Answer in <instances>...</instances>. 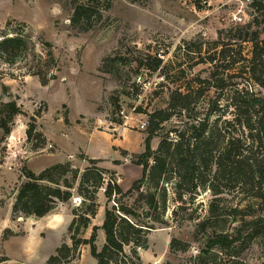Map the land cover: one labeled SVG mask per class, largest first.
Here are the masks:
<instances>
[{"label": "rangeland", "instance_id": "rangeland-1", "mask_svg": "<svg viewBox=\"0 0 264 264\" xmlns=\"http://www.w3.org/2000/svg\"><path fill=\"white\" fill-rule=\"evenodd\" d=\"M251 2L111 0V9L105 13L103 22L87 33H80L71 26L69 0H0V29H5L10 22L14 27L24 23L35 40L42 39L53 45L57 59V69L53 70L57 79L46 87L38 77L28 75L25 62L7 65L0 61V105L16 100L22 107V114L15 117L12 132L7 136L14 139L11 150L3 144L7 143V139L3 141V132L0 134V165L3 166L0 168V257H8L2 264H46L58 247L71 244L68 226L73 206L80 203L77 196L66 204H59L43 219H12L8 208L11 209L17 190L25 181L24 171L38 174L67 160L73 169L82 173L91 166L89 158H102L105 160L98 166L116 169L118 184L128 190L141 170L132 165L115 167L114 160L121 155L111 149L109 135H119L120 130L112 129L126 128V134L119 138L122 146L142 149L143 153L148 115L167 108L173 91L203 88L206 95L213 97L216 89L205 81L211 79L215 69L207 59L228 43L231 29L244 27L259 15L251 8ZM260 36L264 40V31ZM43 49L37 45L38 52ZM233 49L249 57L251 44L237 42ZM155 59L162 61L157 70H154ZM122 110L128 119L121 116ZM37 112H41V117L36 119L37 129L48 135L39 149L26 136L31 117ZM114 121L121 122L123 127ZM142 122L147 124L144 130L140 129ZM177 122L172 120L165 127L170 129ZM159 141L160 138L153 139L154 150ZM13 152L18 153L17 158L12 156ZM71 154L75 157L68 160ZM109 177L106 176V181ZM135 197L128 200L130 205L134 204ZM208 198L205 196V201ZM98 202L102 218L97 217L95 225L104 221L107 204L104 188L98 194ZM177 206L170 200L166 216L169 227L153 230L149 248L139 251L142 264H195L193 259L206 241L202 235L195 238V224L185 220L186 210L172 213ZM4 229L20 238L3 243ZM172 239L188 243V250H171ZM104 242L103 238L97 243L99 249ZM72 264H96V260L87 248L83 259L80 256ZM208 264H264V249L255 242L238 263H230L221 255Z\"/></svg>", "mask_w": 264, "mask_h": 264}, {"label": "trees", "instance_id": "trees-1", "mask_svg": "<svg viewBox=\"0 0 264 264\" xmlns=\"http://www.w3.org/2000/svg\"><path fill=\"white\" fill-rule=\"evenodd\" d=\"M69 1L71 26L80 33L101 24L111 9V0ZM251 8L259 15L246 26L231 29L228 43L207 59L215 71L205 82L216 89L215 95H206L201 87L198 91L176 90L167 108L148 115L145 150L130 159L142 168V175L127 191L118 184L117 173L99 167L102 161L97 159H88L91 166L82 173L70 162L39 174L24 171L25 181L12 205V219H42L59 204L80 198L79 205L71 210V244L63 243L46 264H72L85 246L96 264H142L139 251L149 248L151 232L169 227L166 216L172 199L178 205L172 213L186 210L185 220L195 224V238L202 235L206 241L193 259L195 264H208L221 255L230 263H238L255 242L264 249V40L260 36L264 31V0H252ZM18 26L10 22L0 29V61L7 65L25 62L28 75L38 77L46 87L57 79L53 74L57 69L54 47L42 39L35 40L24 23ZM237 42L251 44L249 57L233 49ZM38 44L44 48L42 52H38ZM199 53L203 54L202 47ZM154 64V70L159 69L161 59H155ZM21 114L16 100L0 105L4 140L12 132L11 123ZM39 117L41 112L35 113L26 130L28 142L35 141V149L45 144V136L37 129ZM175 119L179 124L167 129L165 124ZM155 138L160 141L154 150ZM122 154L128 156L126 151ZM106 176H110L108 181ZM103 188L107 197L104 221L101 227L92 226L101 207L98 194ZM134 195L130 205L128 200ZM205 196L209 197L206 201ZM90 227L91 236L86 238ZM100 229L105 234L101 249L97 245ZM14 235L7 229L3 238ZM188 248V243L178 239L170 243L171 250L186 252ZM7 260L2 257L0 263Z\"/></svg>", "mask_w": 264, "mask_h": 264}, {"label": "crops", "instance_id": "crops-1", "mask_svg": "<svg viewBox=\"0 0 264 264\" xmlns=\"http://www.w3.org/2000/svg\"><path fill=\"white\" fill-rule=\"evenodd\" d=\"M120 127H123V126H121L120 125ZM114 132H118L117 130H120L119 132V135H115V134H113V135H109V143H110V146H111V149L114 151V152H116V153H119L120 155H121V157L119 158V159H115L114 160V163H115V161H119L120 162V165H116V164H114L115 165V167H121V166H124V165H132L133 167H138L139 168V170H141V174H140V176L139 177H137L135 180H137V179H139L140 177H141V175H142V168L140 167V166H137V165H134V164H132L131 163V156L133 155V154H141L142 153V149H140V150H133L130 146H122V143H120L121 141L119 140V138L121 139L122 137H121V135H125L126 134V128H122V130L121 129H112ZM0 134H2V130L0 129ZM95 133H93L92 135H91V137L94 135ZM44 136H48V135H44ZM47 139H48V141H49V137H47ZM145 139V138H144ZM144 141V140H143ZM50 142V141H49ZM153 142V141H152ZM122 151H126L127 153H128V156L127 157H125L123 154H122ZM87 155V154H86ZM74 157H75V155H73V154H71V155H68L67 156V159L69 160L70 158H72V159H74ZM89 159H94V158H89ZM97 160H101V161H103V160H105V159H102V158H100V159H97ZM67 160H65V162H66ZM64 162V163H65ZM123 162H124V164H123ZM3 167V166H2ZM1 167V165H0V168H2ZM109 170H113V171H115L116 173H117V171H116V169H109ZM118 170V169H117ZM34 173V172H33ZM36 174V173H35ZM39 174V173H38ZM118 175V174H117ZM134 180V181H135ZM120 181H121V179H120ZM133 181V182H134ZM132 182V183H133ZM132 183H131V185H132ZM131 185H130V187H131ZM124 190V189H123ZM124 191H127V190H124ZM61 204H66V203H61ZM13 205V204H12ZM9 210H10V214H11V210H12V206H11V209L10 208H8ZM71 215H72V213H71ZM49 216V215H48ZM102 216V207H100V209H99V212H98V215H97V217H98V219H100L101 220V217ZM47 217V216H46ZM96 217V218H97ZM45 218V217H44ZM69 218H70V216H69ZM43 219V218H42ZM36 220H40V219H36ZM94 220H96V219H94ZM94 220H93V222H94ZM58 222V221H57ZM71 222V221H70ZM92 226H98V227H101L102 226V224L101 223H99V225H95L94 223H92ZM5 230H7V229H4V231L3 232H5ZM89 232H91L92 233V227H90L87 231H86V238H90V236H91V233H89ZM88 233L90 234L89 236H88ZM2 236H4V233L2 234ZM19 236L18 235H14V236H10L8 239H4V238H2L1 237V239H2V242L3 243H8V242H10L11 240H13L14 238H18ZM20 238V237H19ZM104 238V241H105V234H104V231L102 230V229H100L99 231H98V240H97V243L98 242H100L102 239ZM87 248H89L88 246H85V247H83L82 248V254H81V259H83V255H84V253L86 252V250H87ZM90 250V249H89ZM2 257H6L7 259H8V257L7 256H1L0 257V259L2 258ZM8 261V260H7ZM4 262H6V261H4ZM4 262H1L0 264H2V263H4Z\"/></svg>", "mask_w": 264, "mask_h": 264}, {"label": "built area", "instance_id": "built-area-1", "mask_svg": "<svg viewBox=\"0 0 264 264\" xmlns=\"http://www.w3.org/2000/svg\"><path fill=\"white\" fill-rule=\"evenodd\" d=\"M241 20H242V18H239V21H241ZM138 81H141V77L138 78ZM120 114H121L122 117L128 119V117L125 115V112H124L123 110L120 111ZM146 126H147V124H146L145 122H142V123H141V126H140V129L144 130ZM6 139H7V138H6ZM6 139L4 140V142L6 141ZM13 141H14L13 137H10L9 139H7V143L5 142V143H3V144L7 145L8 149L11 150V149H12V145H13V143H12ZM2 142H3V141H2ZM52 148H53V147L50 145V146H49V149H52ZM12 156H13L14 158H17L18 153L13 152V153H12ZM5 159H7V158H5ZM6 164H7V163H5L4 165H6Z\"/></svg>", "mask_w": 264, "mask_h": 264}]
</instances>
